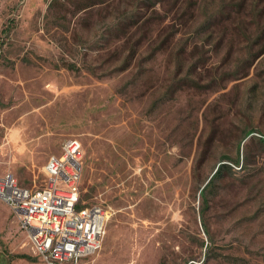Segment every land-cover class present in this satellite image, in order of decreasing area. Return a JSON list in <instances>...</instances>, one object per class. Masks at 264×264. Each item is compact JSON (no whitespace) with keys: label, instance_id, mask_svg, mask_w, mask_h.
Wrapping results in <instances>:
<instances>
[{"label":"rangeland","instance_id":"1","mask_svg":"<svg viewBox=\"0 0 264 264\" xmlns=\"http://www.w3.org/2000/svg\"><path fill=\"white\" fill-rule=\"evenodd\" d=\"M70 137L111 212L82 264H264V0H0V174ZM0 264H46L1 200Z\"/></svg>","mask_w":264,"mask_h":264},{"label":"built area","instance_id":"2","mask_svg":"<svg viewBox=\"0 0 264 264\" xmlns=\"http://www.w3.org/2000/svg\"><path fill=\"white\" fill-rule=\"evenodd\" d=\"M82 141L67 138L45 166L46 182L28 187L12 172L0 174V200L17 214L32 248L46 264H82L102 246L110 209L81 203Z\"/></svg>","mask_w":264,"mask_h":264},{"label":"trees","instance_id":"3","mask_svg":"<svg viewBox=\"0 0 264 264\" xmlns=\"http://www.w3.org/2000/svg\"><path fill=\"white\" fill-rule=\"evenodd\" d=\"M87 7H89V6H86V7H84L83 9H85V8H87ZM235 161H236L237 164H239V160H235ZM225 167H227V164H226V163H223V164L219 167L218 172H217V176H219V175L222 173V171L224 170Z\"/></svg>","mask_w":264,"mask_h":264}]
</instances>
